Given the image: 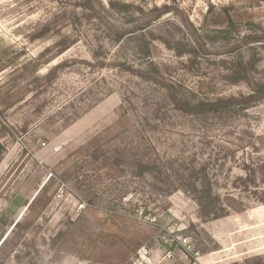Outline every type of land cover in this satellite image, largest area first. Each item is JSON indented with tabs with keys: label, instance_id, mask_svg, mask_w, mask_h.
<instances>
[{
	"label": "rangeland",
	"instance_id": "374dc122",
	"mask_svg": "<svg viewBox=\"0 0 264 264\" xmlns=\"http://www.w3.org/2000/svg\"><path fill=\"white\" fill-rule=\"evenodd\" d=\"M0 264H264V0H0Z\"/></svg>",
	"mask_w": 264,
	"mask_h": 264
},
{
	"label": "built area",
	"instance_id": "2783aa9c",
	"mask_svg": "<svg viewBox=\"0 0 264 264\" xmlns=\"http://www.w3.org/2000/svg\"><path fill=\"white\" fill-rule=\"evenodd\" d=\"M60 147L59 146H56L54 148L55 151H59ZM85 205L84 204H79V208H83Z\"/></svg>",
	"mask_w": 264,
	"mask_h": 264
}]
</instances>
